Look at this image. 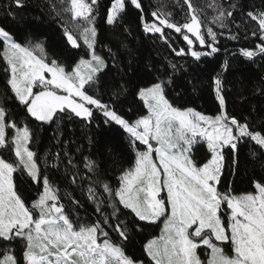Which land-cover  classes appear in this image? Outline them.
Masks as SVG:
<instances>
[{"label":"snow or ice","instance_id":"obj_1","mask_svg":"<svg viewBox=\"0 0 264 264\" xmlns=\"http://www.w3.org/2000/svg\"><path fill=\"white\" fill-rule=\"evenodd\" d=\"M14 2L17 7L24 6L23 0ZM97 2L60 0L59 11L57 5L52 6L56 15L69 13L72 21L77 22L79 35L64 28L68 43L78 48V40H83L86 46L85 54L89 58L81 57L71 71L54 59L47 63L42 45L22 46L0 27V37L4 41L0 55L6 65V83L15 99L31 117L41 122L52 121L66 110L76 117L91 119L92 109L86 105L94 106L103 112L106 123L114 121L129 134L135 160L117 177L119 186L113 189L99 178L93 184H102L104 192L108 193V207L113 208V217L118 218L120 208L115 204L118 200L119 205L130 210L139 221L155 223L165 218L160 235L143 245L152 264H203L197 252L201 246L210 250L207 264H264V183L254 181L255 191L240 195L222 193L217 188L224 164L222 149L230 146L235 150L237 142L245 137L264 148V134L226 113L219 76L214 78L220 105V112L215 116L204 115L192 108L174 107L165 96L163 80L139 89L137 95L143 101L147 115L139 116L131 123L89 95L86 88L106 67L104 58L95 51ZM183 2L187 5L185 23H174L171 14L157 10L151 15L159 20V24L144 22L141 15L144 31L163 33L164 28L174 29L183 36L188 52L197 60L218 51L214 45L217 33L211 27L207 28V36L212 41L209 43L202 32L203 21L198 9L191 0ZM129 3L136 9L142 8L140 0H111L106 23L113 25ZM208 7L217 13L212 22L225 28L238 5L232 3L230 8L233 10H229L214 0ZM247 17L254 22L252 35H258L264 41V10L248 11ZM188 34L200 45L207 44L211 51L193 50L194 41ZM37 50L41 55L35 54ZM240 53L252 59L264 54V43H258L255 50L241 49ZM176 54L183 55L185 50L181 48ZM172 68L175 70V65ZM34 88L40 90L34 91ZM9 129L13 130L10 138ZM31 138L27 125L18 126L9 119L8 109L0 106V148L10 149L16 157L13 163L0 156V242L9 245L19 238L23 245L22 259L11 248L4 247L0 251V264H143L127 256L122 245L111 241L99 220L93 224H76L70 219L65 206L60 203L58 188L47 174L41 173L37 154L30 150ZM198 139L206 141L211 153V158L202 165L192 159L191 153ZM136 141L145 145L146 150H137ZM252 156L256 158L257 154L252 153ZM56 159L59 161L60 157ZM237 162L233 160L234 164ZM68 163L72 164L71 158ZM84 168L96 172L95 162L88 157L84 158ZM16 172H26L37 184L42 182V191L37 189L30 206L14 182ZM75 180L73 175L72 182ZM87 192L89 200L96 202L95 187L90 185ZM165 192L166 196L162 195ZM225 203L230 210L226 223L219 212ZM102 204L103 201L97 202L96 211L103 214ZM103 223H109L107 215L103 216ZM123 223H118L115 231L126 241L128 228L122 227ZM221 244H230L233 255L225 254Z\"/></svg>","mask_w":264,"mask_h":264},{"label":"trees","instance_id":"obj_2","mask_svg":"<svg viewBox=\"0 0 264 264\" xmlns=\"http://www.w3.org/2000/svg\"><path fill=\"white\" fill-rule=\"evenodd\" d=\"M140 2L141 9L129 3L120 18L113 25H108L106 14L111 0H98L94 13L97 29L95 51L104 58L106 67L86 88L87 93L131 123L146 113L137 95L139 89L163 80L165 96L174 107L192 108L202 114L215 115L220 112V105L214 78L219 76L226 113L264 134V54L248 59L240 53L241 49L255 50L258 43H264L258 35H252L254 22L247 17L248 11L264 10V0H215L229 10H233L230 8L232 3L238 5L233 10L234 17L226 21L225 28L212 22L217 13L208 5L214 0H191L203 21L202 31L206 40L212 42L207 36L208 27L217 33L214 45L218 51L202 55L199 60L188 52V45L180 33L168 28H164L163 33L145 32L140 19L143 14L144 22L158 20L151 14L159 10L171 14L172 22L183 24L187 13L183 0ZM23 5L17 7L14 0H0V27L9 32L15 42L22 46L42 45L46 61L54 59L66 70L72 69L80 57L87 56L84 45L73 47L64 35L70 14L58 16L52 7L57 5L59 11L60 0H23ZM233 36L236 38L232 39ZM181 48L185 54L178 56L176 52ZM2 49L3 41L0 39V53ZM194 50L203 53L211 51L207 44L199 46L196 41ZM172 65H175V70ZM5 67L0 55V106L8 109L9 119L17 122L18 126L27 125L31 130L30 150L37 154L41 173L47 174L58 188L60 203L65 206L66 214L76 224H93L99 220L109 239L122 245L127 256L143 264H152L143 245L159 233L161 219L155 223L139 221L117 200L115 204L120 208L118 218L111 216L113 208L108 207V193L104 192L102 184H93L99 178L113 189L119 186L117 177L135 160L129 134L114 122L106 123V118L97 109L92 110L91 119L76 117L65 111L49 122L35 120L19 105L7 85ZM12 134L13 130L9 129V138ZM135 144L137 150L143 148L138 142ZM252 153L257 154L256 158ZM222 154L224 164L217 184L220 192L239 195L253 192L254 181L264 183V148L250 138H242L235 150L225 146ZM0 155L9 162L16 161L10 149L0 148ZM85 157L95 162V173L84 168ZM192 157L198 165L206 161L209 152L203 143L196 144ZM69 158L72 164L68 163ZM234 159L238 161L235 164ZM54 164L57 167H53ZM73 175L75 183L72 182ZM14 182L28 206L36 198L37 189H42V182H33L26 173H14ZM90 185L96 189V202L88 198ZM99 201H103V214L96 211ZM104 215L109 218L108 224L103 223ZM121 221L124 222L121 226L128 228L126 241L115 231V226ZM4 247L11 248L22 259L23 245L19 240L9 245L0 242V251ZM199 251L203 256L202 250Z\"/></svg>","mask_w":264,"mask_h":264},{"label":"rangeland","instance_id":"obj_3","mask_svg":"<svg viewBox=\"0 0 264 264\" xmlns=\"http://www.w3.org/2000/svg\"><path fill=\"white\" fill-rule=\"evenodd\" d=\"M153 22H155V23H157V24H159V20H155V21H153ZM153 22H151V23H153ZM76 23L77 22H73L72 21V19H71V16H70V19L67 21V28L68 29H70V30H72L73 31V34L74 35H79V32H78V30H77V28H76ZM203 32V31H202ZM189 36H190V38L191 39H193V41H194V43H193V45H192V47H193V50H194V46H195V37H193V36H191V34H188ZM0 39L3 41V38L2 37H0ZM197 43H198V45L199 46H205V45H200L199 44V42L198 41H196ZM187 43V42H186ZM78 44H82V45H84V43H83V40H78ZM71 45V44H70ZM34 46V45H33ZM72 46V45H71ZM85 46V45H84ZM29 47H32V46H29ZM86 47V46H85ZM3 48H4V41H3ZM209 50H210V48H209ZM2 52H3V49H2ZM203 53V52H202ZM35 54H37V55H41V53L37 50V52L35 53ZM81 58V57H80ZM80 58L77 60V62L80 60ZM85 59H88L89 57L88 56H86V57H84ZM47 62V61H46ZM76 62V63H77ZM47 63H51V61L50 62H47ZM76 63L74 64V66L76 65ZM73 66V67H74ZM72 67V68H73ZM72 69H70V70H67V71H71ZM48 78H50V75L48 76ZM149 87V86H148ZM40 89L39 88H34V91H39ZM61 94H65L66 95V93H61ZM77 100H78V98H77ZM143 102V101H142ZM144 104V103H143ZM87 107H90L92 110L93 109H97V108H95L94 106H90V105H86ZM145 109H146V107H145ZM186 109V108H185ZM97 110H99L102 114H103V112L100 110V109H97ZM181 110H183V109H181ZM66 111H68V112H70V110H66ZM219 113V112H218ZM217 113V114H218ZM217 114H215V115H217ZM144 115H147V109H146V113L144 114ZM204 115H206V114H204ZM215 115H208V116H215ZM104 116V115H103ZM105 117V116H104ZM106 118V117H105ZM106 120H107V118H106ZM110 121V120H109ZM135 121V120H134ZM39 122H41V121H39ZM49 122V121H48ZM110 122H114V121H110ZM115 123V122H114ZM116 124V123H115ZM118 125V124H117ZM120 126V125H119ZM122 129H123V127L122 126H120ZM124 130V129H123ZM136 142H138L139 144H141L139 141H136ZM153 143V146H155V142L153 141L152 142ZM198 143H203L204 144V146H205V149L209 152V150H208V148H207V143H206V141H204V140H200V139H198L194 144H193V146H192V148H191V153H193V149H194V147L196 146V144H198ZM142 145V144H141ZM143 146V148L142 149H140V151H143V150H146V146L145 145H142ZM139 150V149H138ZM14 154V153H13ZM1 156V155H0ZM15 156V155H14ZM211 158V153L209 152V157L206 159V161L205 162H207V160L208 159H210ZM153 159L155 160V153H153ZM192 159H193V157H192ZM15 160H16V157H15ZM194 160V159H193ZM204 162V163H205ZM157 163H158V161H157ZM203 164V163H202ZM201 164V165H202ZM26 173V172H25ZM27 174V173H26ZM218 188V187H217ZM41 191H42V189H41ZM219 191V190H218ZM254 191H255V189H254ZM253 191V192H254ZM162 195H164V196H166V192L165 193H163ZM240 195V194H239ZM117 202H118V200H117ZM219 212H220V215H221V218H222V220L226 223L227 222V219H228V214H229V212H230V210L229 209H227V205H226V203L225 204H222L221 205V209L219 210ZM161 219V225H160V231H159V233L156 235V236H159L160 235V232H161V229L163 228V224H164V217H162V218H160ZM159 219V220H160ZM229 235H230V233H229ZM153 237H155V236H153ZM102 239V238H101ZM151 239V238H150ZM17 240H19V238H17ZM221 247L224 249V251H225V254H227V255H233V253H232V251H231V245L230 244H221ZM202 250V252H203V256L202 255H200V251L199 250ZM197 252H198V255L200 256V258H201V260H202V262H203V264H207V258H208V254L210 253V250L209 249H207L205 246H201L198 250H197ZM146 253V252H145ZM146 255H147V253H146ZM150 259V258H149Z\"/></svg>","mask_w":264,"mask_h":264}]
</instances>
